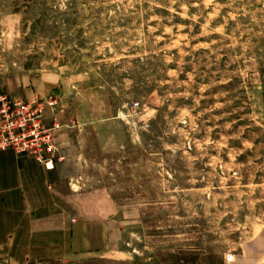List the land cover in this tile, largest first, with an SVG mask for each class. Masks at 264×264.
Segmentation results:
<instances>
[{
    "label": "rangeland",
    "instance_id": "1",
    "mask_svg": "<svg viewBox=\"0 0 264 264\" xmlns=\"http://www.w3.org/2000/svg\"><path fill=\"white\" fill-rule=\"evenodd\" d=\"M52 73L121 236L49 264H264V0H0V78Z\"/></svg>",
    "mask_w": 264,
    "mask_h": 264
},
{
    "label": "crops",
    "instance_id": "2",
    "mask_svg": "<svg viewBox=\"0 0 264 264\" xmlns=\"http://www.w3.org/2000/svg\"><path fill=\"white\" fill-rule=\"evenodd\" d=\"M59 86L60 77L53 73L0 78V93L44 99L45 121L61 125L56 138L59 158L52 169L32 156L0 149V264L67 262L118 248L117 220L87 215L78 192L83 144L71 134L70 123L61 121L63 100L48 101Z\"/></svg>",
    "mask_w": 264,
    "mask_h": 264
},
{
    "label": "built area",
    "instance_id": "3",
    "mask_svg": "<svg viewBox=\"0 0 264 264\" xmlns=\"http://www.w3.org/2000/svg\"><path fill=\"white\" fill-rule=\"evenodd\" d=\"M60 126L57 120L45 121L42 98L0 93V149L32 156L52 169L59 158L56 138Z\"/></svg>",
    "mask_w": 264,
    "mask_h": 264
},
{
    "label": "clouds",
    "instance_id": "4",
    "mask_svg": "<svg viewBox=\"0 0 264 264\" xmlns=\"http://www.w3.org/2000/svg\"><path fill=\"white\" fill-rule=\"evenodd\" d=\"M203 2L205 6H209V5H212L215 2V0H203Z\"/></svg>",
    "mask_w": 264,
    "mask_h": 264
}]
</instances>
